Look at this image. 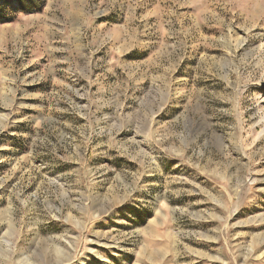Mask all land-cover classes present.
Masks as SVG:
<instances>
[{"label":"rangeland","instance_id":"374dc122","mask_svg":"<svg viewBox=\"0 0 264 264\" xmlns=\"http://www.w3.org/2000/svg\"><path fill=\"white\" fill-rule=\"evenodd\" d=\"M0 5V264H264V0Z\"/></svg>","mask_w":264,"mask_h":264},{"label":"trees","instance_id":"16d2710c","mask_svg":"<svg viewBox=\"0 0 264 264\" xmlns=\"http://www.w3.org/2000/svg\"><path fill=\"white\" fill-rule=\"evenodd\" d=\"M3 7H4V5H0V16L1 17L7 16V14L5 12H3Z\"/></svg>","mask_w":264,"mask_h":264}]
</instances>
